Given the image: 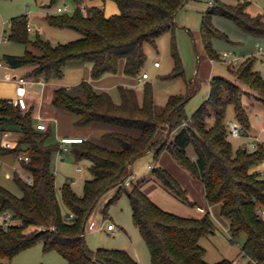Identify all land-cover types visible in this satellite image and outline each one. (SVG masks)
I'll use <instances>...</instances> for the list:
<instances>
[{"label":"trees","instance_id":"trees-1","mask_svg":"<svg viewBox=\"0 0 264 264\" xmlns=\"http://www.w3.org/2000/svg\"><path fill=\"white\" fill-rule=\"evenodd\" d=\"M56 1L51 0V5ZM74 1L73 13L51 14L47 19L51 25L80 31L81 38L53 43L38 34L31 39L28 16L21 14L12 18L9 39L27 45V49L21 55L5 54V62L15 68L33 65L32 74L49 80L63 77L66 65L77 60L91 64L90 77L96 80L117 73L123 61L125 75L140 77L146 61L145 44L156 46L161 33L174 29L176 14L187 2L115 0L120 13L107 17L101 6ZM248 5V0L235 4L219 0L208 8L202 20V36L211 58L219 57L212 47L213 38L225 36L213 26V15L227 17L244 31L264 37V15L251 14ZM173 53L181 68L175 44ZM254 60L248 57L231 68L235 81L213 76L208 97L190 118L185 112L189 95L171 94L159 108L151 83L146 84L142 101L136 88L119 85L118 103L108 91H97L88 79L56 88L53 105L73 114L77 127L103 129L100 139L112 146L85 138L70 143L75 159H88L93 174L86 179L81 195L69 179L60 188L64 205L74 214L71 219L62 212L53 169L60 143L50 140L49 126L38 128L32 109L24 110L12 99H0V137L6 130L19 132L18 145L0 147V153H26L30 159L21 160V166L33 179L29 183L15 171L13 178L22 190L20 196L0 184V214L9 212L13 218L9 226L0 224V257L8 259L0 264H16L12 259L39 241L45 252L56 250L71 264H141L126 249L93 250L87 243L86 223L98 202L114 188L116 192L104 212L123 192L127 193L151 264H234L227 258L216 263L205 259L207 249L200 241L216 230L209 211L201 217L182 216L162 208L145 191V184L154 180L179 200L196 205L188 189L168 168L156 164L150 176L125 183L133 160L149 151L154 152L155 160L167 151L187 173L201 180L209 204H221V215L230 223L231 239L246 233L242 247L248 258L245 264H264V177L254 170L264 161V145L260 143L253 150L247 146L235 149L226 139L230 105H234L235 119L250 129L251 110L259 101L264 102V77L253 68ZM22 144L27 145L25 152ZM189 147L194 149L196 159L188 155Z\"/></svg>","mask_w":264,"mask_h":264},{"label":"rangeland","instance_id":"rangeland-1","mask_svg":"<svg viewBox=\"0 0 264 264\" xmlns=\"http://www.w3.org/2000/svg\"><path fill=\"white\" fill-rule=\"evenodd\" d=\"M96 1L97 0H85L84 4L87 6H100V4H95ZM218 1L219 0H187L176 14V26L174 29L166 30L161 33L157 39L156 46L150 43L145 44L146 61L142 67V72H147L150 78L145 79V82H139V77L130 76L137 80L135 88L141 101L147 83H151L153 86L155 102L159 108L165 105L171 94L189 95V100L185 105V112L190 118L208 97L210 92V80L213 76L220 75L235 81L236 77L232 73L231 68L241 65L248 57H254L253 68L258 70L264 77V61L258 57L259 48L257 46V43H259L264 47V37L244 31L233 20L222 15L216 14L212 17L213 26L219 32L225 34V36H215L212 40V47L215 52L219 54V57L211 58L209 56L202 36V20L208 8L211 5H216ZM221 1L235 4L238 0ZM248 1V12L253 15H264V0ZM50 3L51 0H0V61L3 62L4 66V53L21 55L26 50L25 44L12 42L6 38V35L10 33L12 18L21 14H28V18L30 17L33 27L43 25L46 22L45 24H47L48 28H55L53 25H50L47 19L48 12H54V14L60 13L57 12V7L59 6H67L68 9L65 13L69 14L73 13L76 9L74 0H57L51 6L49 5ZM49 32L50 31L46 29L41 37L48 39L47 37H50ZM68 32H72V36L68 38V41L83 36L80 31L71 29ZM4 34L5 36L3 38ZM29 37L31 39L36 38V31H29ZM173 44L176 46L181 68H178L176 65ZM34 50L37 52V49ZM225 52L229 53V57L224 56ZM156 60L160 61L161 66H155L154 62ZM191 88H193V90L192 93L189 94ZM111 95L117 103L120 102L121 97L117 88L112 89ZM257 113L261 117L260 122H257L255 119ZM250 116L254 126H256V128L258 127L257 132L260 135L261 144L264 145L263 101H259L255 105L250 112ZM227 117L228 120L235 119L234 105L228 107ZM211 120L212 118L208 120L209 124L212 123ZM252 123L251 128L253 127ZM86 131L88 134L86 133L87 135L83 138L93 140L95 139L92 135H96V133L100 135L103 133V130L96 131L91 128H89V131ZM18 135L19 132L16 131L12 138L17 137L18 141ZM50 140L52 141V137ZM249 140L248 137H239L233 138L231 142L235 149L239 146H247L250 150L255 149L249 145ZM245 141H248V143L244 144ZM21 148L23 149L22 152H25L27 145L22 144ZM71 149L64 150L63 158L59 157L56 159L55 153L53 160V169L56 173V185L59 199L62 212L66 217H68L70 211L62 201L60 190L62 185L70 177H73L75 182L72 184V187L81 195L84 192L86 179L93 177L89 168L90 161L88 159L76 160ZM149 158H151V160ZM150 161L158 165V162L150 154L140 156L137 162L141 167L146 166V173L148 176H150L152 172L151 169L147 168V164ZM21 167V161L17 154L8 153L2 155L0 153V184L19 196L22 195V190L13 177L15 171L20 175L27 173ZM78 167H82V171H80ZM262 168L264 170V164ZM130 178L132 179L133 177L130 176ZM140 179L141 177H138L134 179V181H139ZM115 192L116 188L111 189L98 202L86 223L85 237L87 243L93 250L98 247L129 248L133 250L135 246L138 250H143L142 257L144 261L146 260L148 264H151L150 251L138 226L134 223L131 203L127 193L123 192L116 201L112 202L105 214V205L110 201ZM212 218L215 223V233L203 237L200 241L201 245L207 249L206 261L209 263H216L227 258L233 260L234 264H239L242 258V247L247 237L246 233L241 232L235 240H232L229 230V220L222 216L221 213L217 216L213 214ZM3 223L4 219L0 215V224ZM108 223H113L115 229L109 230L107 228ZM0 261H8V259L0 257ZM12 261L16 264H71L68 259L56 250L45 252L42 241L21 251Z\"/></svg>","mask_w":264,"mask_h":264},{"label":"crops","instance_id":"crops-1","mask_svg":"<svg viewBox=\"0 0 264 264\" xmlns=\"http://www.w3.org/2000/svg\"><path fill=\"white\" fill-rule=\"evenodd\" d=\"M95 4H100V6L104 9L105 15L107 17L120 13L119 5L115 0H106V1L97 0ZM49 5L51 6V3ZM51 14H54V12L47 13V15H51ZM28 21L31 24H33L30 20V17L28 18ZM45 23L43 25H38L37 27L34 26V28L36 29L34 31H36L37 35L38 34L43 35L45 30L48 29L50 31L49 32L50 37H47V38L51 40L53 43L68 41V38H71L70 36H72V32H68V31L71 29L75 30L69 27H59V26H54V25L53 27L55 28H48L47 24ZM4 36L5 34L3 35V38ZM6 38H8L9 41H12L9 39V34L6 35ZM32 39H35V38H32ZM12 42H15V41H12ZM259 45L260 44L257 43V46ZM26 49H27V45H26ZM5 54H12V53H4V55ZM159 66H161V64ZM159 66H156V67H159ZM33 67H34L33 65H25L22 67L15 68V67L9 66L6 62L4 66L3 62L0 61V99H12L13 101H15L18 96V87H19L18 78L19 77L29 78L28 83L25 85L26 91H27L26 100L28 104V109H32L33 118H34V122L36 125H38L39 123H46L47 127L48 126L50 127V129L52 130V136H51L52 141L60 143L61 155L59 157H62V158L64 155V150H70L72 146L71 144H62L60 141L62 137H66V136L84 137L88 134L86 130L89 131V128L95 129L96 131L103 130V129L94 128V127H89V128L77 127L74 123L73 114H71L68 111L59 109L53 105L52 101H53L54 92L56 88L60 86H71V85L81 82L83 79H88L93 83L97 91L99 92L108 91L109 93H111L112 89H115V88H117L119 91V88H118L119 85L131 86L135 88L137 84L136 78H132L123 73V63H121L120 69L117 73H107L100 79H96V80L91 79L90 77L91 64L87 62H82V61H77V60L70 61L65 67L63 77L52 78L49 80L45 79L44 76L42 75L32 74ZM140 78L141 76L138 78L139 82L146 81L145 79H140ZM149 78L150 76L146 79H149ZM257 116H259L260 118L259 120L257 119ZM255 119L257 122L261 121V117L258 113L256 114ZM251 123H252V119H251ZM252 124H253L252 125L253 127L250 128V133L259 134L257 132L258 127L256 128V126H254V123ZM11 136H14L13 131H11ZM92 137L97 142L103 145L112 147L110 144L103 142L100 139L101 134L97 135L96 133V135H92ZM244 137H248V139H250L249 136H244ZM14 139H17V137H15ZM247 143L248 141L244 142V144H247ZM188 153L192 159H196V153L194 152V149L192 147L188 148ZM146 154H150L152 155V157H154V152L149 151V152H146L144 154L137 156L133 160L131 164V168H130L131 176L133 177L132 178L133 180L138 177L143 178V177L148 176V174L146 173V166L141 167L140 164H137L138 158ZM58 158H57V152H56V159ZM149 159L151 160V158ZM156 161L158 162L159 165H163L166 168H168L173 173V175L176 176L177 179L188 189L191 198L197 202L196 205L187 204L179 200L175 196H173L163 186H161L160 183L154 180L148 181L145 184L144 189L158 205H160L162 208L168 211L174 212L182 216L201 217L207 211L211 213V216L213 214L217 216L219 213H221L220 203L211 205L207 201L205 189H204V185L202 181L199 179L193 178L189 173H187L170 156V154L167 151L162 152ZM263 164H264V161L263 163H260L259 165L255 166L254 170H258V171L263 170L262 168ZM150 165L154 166L156 164L150 161L147 164L148 169H151ZM21 168L23 169V167ZM80 171H82V169ZM126 250H128L132 255H134L141 262V264H148V262L146 260L144 261L142 257V251H143L142 249H141L142 251H140L134 246L133 250L129 248H127ZM241 257L242 258H241V261H239V264H245L248 258L245 257L243 253H241Z\"/></svg>","mask_w":264,"mask_h":264},{"label":"built area","instance_id":"built-area-1","mask_svg":"<svg viewBox=\"0 0 264 264\" xmlns=\"http://www.w3.org/2000/svg\"><path fill=\"white\" fill-rule=\"evenodd\" d=\"M67 9H68L67 6H63V7L59 6L57 8L58 12H65V11H67ZM27 28L29 31L36 30L31 25V23L29 21L27 22ZM258 48H259L258 56H259V58H261L264 61V47L262 45H259ZM224 56L229 57V53L225 52ZM159 65H160V61L156 60L155 66H159ZM148 77H149V74L147 72H143L140 79H146ZM28 81H29V78H25V77H19L18 78V83H19L18 96H17L16 100L14 101L15 105L20 106L24 110L28 109V104H27V100H26L27 91H26V87H25V85L28 83ZM257 119L258 120L260 119L259 116H257ZM37 126L39 129H46L47 128L46 123H39ZM244 136L250 137L249 145L252 148H256L261 143V139H260L259 134H257V133L251 134L250 129H247L245 126H243L236 119L227 120L226 139L232 140L233 138H239V137H244ZM83 139H84L83 137H78V136H66V137H62L60 141L62 144H70V143H74V142H82ZM17 145H18V141H17V139L12 138L11 131L6 130L1 134L0 147L15 148ZM60 155H61V147L57 151V158ZM19 159L29 161L30 158L26 153H23V154L19 155ZM152 167L153 166L150 165V168H152ZM130 168H131V166H130ZM78 169L81 170L82 168L79 167ZM258 173L260 174L261 177H264V170L258 171ZM21 176H23V178H25L29 183L33 182L32 176L30 174H28V173L21 174ZM130 176L131 175H129L125 180V183L127 185L131 183L132 179L130 178ZM69 181L71 183H74L75 179L73 177H70ZM0 215L4 219V223H3L4 226H9L13 223V218L9 212L2 213ZM73 217H74V214L72 212H70L67 218L71 219ZM107 228L109 230H114L115 225L113 223H108Z\"/></svg>","mask_w":264,"mask_h":264}]
</instances>
